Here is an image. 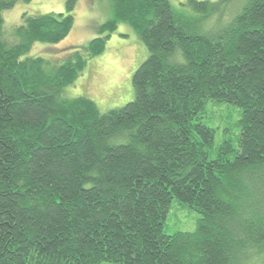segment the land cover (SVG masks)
Masks as SVG:
<instances>
[{"label":"trees","instance_id":"1","mask_svg":"<svg viewBox=\"0 0 264 264\" xmlns=\"http://www.w3.org/2000/svg\"><path fill=\"white\" fill-rule=\"evenodd\" d=\"M74 1L8 33L16 0H0V264L264 257V0H110L98 36L60 64L23 59L69 35ZM118 24L148 52L133 100L100 114L64 99ZM173 200L201 216L195 232L164 233Z\"/></svg>","mask_w":264,"mask_h":264},{"label":"rangeland","instance_id":"2","mask_svg":"<svg viewBox=\"0 0 264 264\" xmlns=\"http://www.w3.org/2000/svg\"><path fill=\"white\" fill-rule=\"evenodd\" d=\"M65 1L16 0L13 8L2 13L3 29L8 33H12V29L23 23L24 16L63 14L66 11ZM168 1L173 9H181L180 4L187 2V0ZM195 1L213 3L216 0ZM230 6H232V10L228 9L226 11L227 19L231 16V12L235 10L236 3H232ZM72 16L73 27L63 41L56 45L36 43L23 59L42 57L53 67L60 64L65 49L83 46L98 36V28L112 16L111 1L76 0L74 1ZM147 57V49L135 31L125 24H118L115 30L110 33L103 52L87 63L82 74L73 85L65 87L61 93L62 97L67 100L85 97L95 103L100 114L121 108L133 100L131 77ZM209 109L211 113L214 112L215 114L220 109L226 111L225 115L227 114L226 116H229L228 120L231 121L232 118L237 117L235 111L224 107L218 109L210 107ZM228 125L230 126L229 122ZM200 217L196 211L183 208L179 202L173 200L166 218L164 233L166 235H173L177 232L193 233L197 229V222ZM263 259L264 257L261 255L249 256L246 264H263Z\"/></svg>","mask_w":264,"mask_h":264},{"label":"water","instance_id":"3","mask_svg":"<svg viewBox=\"0 0 264 264\" xmlns=\"http://www.w3.org/2000/svg\"><path fill=\"white\" fill-rule=\"evenodd\" d=\"M76 1V0H75Z\"/></svg>","mask_w":264,"mask_h":264}]
</instances>
